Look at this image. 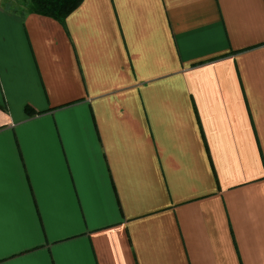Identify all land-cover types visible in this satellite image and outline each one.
Listing matches in <instances>:
<instances>
[{"label":"crops","instance_id":"crops-1","mask_svg":"<svg viewBox=\"0 0 264 264\" xmlns=\"http://www.w3.org/2000/svg\"><path fill=\"white\" fill-rule=\"evenodd\" d=\"M0 264H264V0H0Z\"/></svg>","mask_w":264,"mask_h":264},{"label":"trees","instance_id":"trees-1","mask_svg":"<svg viewBox=\"0 0 264 264\" xmlns=\"http://www.w3.org/2000/svg\"><path fill=\"white\" fill-rule=\"evenodd\" d=\"M83 0H29L27 8L30 12H35L52 17L62 23L76 10Z\"/></svg>","mask_w":264,"mask_h":264},{"label":"rangeland","instance_id":"rangeland-1","mask_svg":"<svg viewBox=\"0 0 264 264\" xmlns=\"http://www.w3.org/2000/svg\"><path fill=\"white\" fill-rule=\"evenodd\" d=\"M13 5H18V6H25L27 5V2H29V0H9Z\"/></svg>","mask_w":264,"mask_h":264}]
</instances>
